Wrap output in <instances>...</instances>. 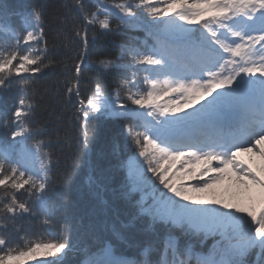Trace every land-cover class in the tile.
Listing matches in <instances>:
<instances>
[{
    "label": "snow or ice",
    "instance_id": "obj_1",
    "mask_svg": "<svg viewBox=\"0 0 264 264\" xmlns=\"http://www.w3.org/2000/svg\"><path fill=\"white\" fill-rule=\"evenodd\" d=\"M46 8L15 14L17 29L0 5V96L17 90L0 120V264H64L73 234L95 241L83 264H249L253 251L264 264V0H61L47 22ZM120 28L145 39L127 37L91 66L99 38ZM56 69L63 134L35 122V85ZM101 120L121 122L135 149L121 162L132 212L108 234L70 215L63 195L81 168L95 197L107 190L86 158ZM69 137L76 154L54 180L52 146ZM137 223L150 238L137 259L118 255Z\"/></svg>",
    "mask_w": 264,
    "mask_h": 264
},
{
    "label": "trees",
    "instance_id": "obj_2",
    "mask_svg": "<svg viewBox=\"0 0 264 264\" xmlns=\"http://www.w3.org/2000/svg\"><path fill=\"white\" fill-rule=\"evenodd\" d=\"M94 3L95 0H92ZM61 0H0V5H6L11 17L13 27L19 29L21 27L18 16L15 14L24 13L32 9L34 6L46 4L45 20L50 21ZM104 3L110 4L111 0H104ZM94 10V9H93ZM127 37H135L139 40L145 39V34L139 30L124 29L114 30L108 35L99 38L97 43L98 56H90L89 64L95 66L98 58H112L119 53L118 48H114L113 44L126 42ZM50 42L52 36L49 37ZM60 76V69H56L54 73L45 75L39 83L35 85L36 99L39 102V107L36 108L35 122L46 127L47 132L51 133L55 128H59L61 134L69 130L67 123V113L59 123L57 116L61 114V103L56 94V80ZM99 74L88 70L84 73V82L90 87H95V81L98 80ZM109 83L111 79L109 78ZM82 91L87 92V88L82 85ZM168 99L167 97H165ZM17 99V90L13 88L8 93L0 96V120L4 116L10 115L12 106ZM90 128L96 130V137L92 143L91 149L87 155V159L95 168L97 174H103L106 177L107 190L102 193L100 198H97L90 191L88 186V169L81 168L74 177V182L70 186H66L63 192L64 201L68 206L70 215H74L84 225L94 224L98 232L108 234L112 227L122 228L128 224L129 214L132 212V207L128 201L121 195V187L124 177L126 176L125 169L121 166L122 161H126L130 155L134 154L133 146L124 148V135L121 122L114 120L92 121ZM4 131L0 128V134ZM118 145L119 149L113 151L114 146ZM52 151L59 158V165L55 169L54 180L58 179L65 170V165L71 164L74 155L76 154V145L71 137L69 141L63 144L52 146ZM85 157L81 156V159ZM138 198V197H137ZM24 226L27 228L31 221H24ZM39 226L38 222L35 224ZM152 228L143 223H137L125 229L126 234H130L133 243L116 242L114 249L117 254H123L125 258L137 259V247L140 242L150 238ZM73 242L76 247L68 253L64 258V264H83L86 251L95 250V241L88 236L82 235L79 239L73 234ZM210 246V243L209 245ZM197 251L201 250L197 246ZM203 250H206L204 248ZM155 258V254H154ZM256 251L251 252L247 256L249 264H254L256 260Z\"/></svg>",
    "mask_w": 264,
    "mask_h": 264
},
{
    "label": "rangeland",
    "instance_id": "obj_3",
    "mask_svg": "<svg viewBox=\"0 0 264 264\" xmlns=\"http://www.w3.org/2000/svg\"><path fill=\"white\" fill-rule=\"evenodd\" d=\"M164 100L166 101V98H164ZM162 102H163V101H162ZM245 159H246V157H245ZM182 182H185V183L192 182V183H194V181H188V180H184V181H182ZM225 187H227V184L219 186L218 190L223 191V189H224ZM253 194H254V195H258V193H257L255 190H253Z\"/></svg>",
    "mask_w": 264,
    "mask_h": 264
}]
</instances>
